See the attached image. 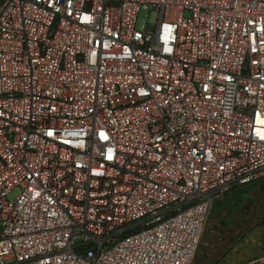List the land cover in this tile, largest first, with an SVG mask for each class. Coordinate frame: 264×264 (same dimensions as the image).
I'll list each match as a JSON object with an SVG mask.
<instances>
[{
  "label": "built area",
  "instance_id": "obj_1",
  "mask_svg": "<svg viewBox=\"0 0 264 264\" xmlns=\"http://www.w3.org/2000/svg\"><path fill=\"white\" fill-rule=\"evenodd\" d=\"M263 180L264 0H0V264H195Z\"/></svg>",
  "mask_w": 264,
  "mask_h": 264
},
{
  "label": "rangeland",
  "instance_id": "obj_2",
  "mask_svg": "<svg viewBox=\"0 0 264 264\" xmlns=\"http://www.w3.org/2000/svg\"><path fill=\"white\" fill-rule=\"evenodd\" d=\"M158 20L157 11L143 9L137 29L142 30L145 23L154 26ZM17 195L15 189L9 199ZM229 196L210 211L195 264H241L264 253V180Z\"/></svg>",
  "mask_w": 264,
  "mask_h": 264
},
{
  "label": "trees",
  "instance_id": "obj_3",
  "mask_svg": "<svg viewBox=\"0 0 264 264\" xmlns=\"http://www.w3.org/2000/svg\"><path fill=\"white\" fill-rule=\"evenodd\" d=\"M244 188H246V187H244ZM239 189H243V188H239ZM236 190H237V189H236ZM234 191H235V190H234ZM234 191H233V192H234ZM233 192H232V193H233ZM230 194H231V193H230ZM230 194H229V195H230ZM229 195H227V196H229ZM227 196H226V197H227ZM226 197H225V198H226ZM225 198H223V199H221V200H218L217 202H215V203H214V205H213V206H215V205H216V203H218L219 201L221 202V201L225 200ZM230 198H231V197L229 196V197L227 198V200H226V201H229V199H230Z\"/></svg>",
  "mask_w": 264,
  "mask_h": 264
}]
</instances>
